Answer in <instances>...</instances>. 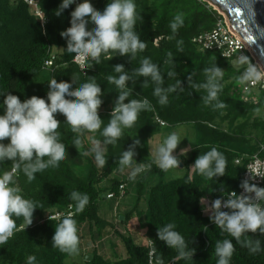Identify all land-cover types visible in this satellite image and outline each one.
Here are the masks:
<instances>
[{"label": "trees", "instance_id": "16d2710c", "mask_svg": "<svg viewBox=\"0 0 264 264\" xmlns=\"http://www.w3.org/2000/svg\"><path fill=\"white\" fill-rule=\"evenodd\" d=\"M36 1L42 18L34 15L22 0H0V91L16 95L21 101L33 95L44 98L48 91L47 83L53 78L58 82L69 81L75 88L94 77L104 93L103 103L98 109L103 123L100 130L85 133L82 145L75 148L72 141L76 134L70 125L64 123V117L57 115L56 118L61 121L57 129L60 142L68 146L66 159L60 162L59 167L36 173L31 182L22 171L14 175L15 183L12 186L18 187L24 198L33 200L38 209L34 211L30 226L25 224L22 217H13L17 227L8 242L0 244V264H26L29 255L37 257V264H64L70 259L73 253L62 252L51 243L55 226L65 217L63 215L58 220L44 217L53 211L70 209L73 212L80 238L77 253L83 245L84 227L90 240L94 241L104 239L108 230L114 232L113 221L99 216V203L106 199L108 193L117 194L118 186L122 183L125 184L126 195L125 180L118 178L117 172L121 168V153L133 144L134 139L140 140L134 149L135 162L145 167L132 180L133 204L122 213L123 220L119 219V215L115 220L119 224H126L135 217L137 225H141L140 220H143V235L136 230L141 242L136 243L131 234H120L118 238L124 249V257L114 253L112 259L105 258L92 247L80 260H72L70 264H147L149 240L156 249L155 258L162 257L163 262L176 258L175 264H216L215 244L224 238L233 239L234 243L230 264H264V250L250 253L234 238L221 234L204 211L205 202L210 203L230 191L239 190L247 157L257 153L260 144L264 145V118L257 116L255 111L257 107L264 108V91L238 85L237 77L242 69L232 66L235 57L224 58L218 51H202L192 41L195 36L212 30L217 21L222 20L217 11L203 0H136L137 12L141 15V19H137L136 31L147 44L146 49L134 58L131 54L120 56L110 50L100 56L99 63L88 60L82 73L73 62L75 54L64 50L66 42L59 35L70 26L69 13L75 6L71 5L57 17L54 13L60 0ZM106 3L107 0H96L93 6L102 11ZM177 13L183 14L185 22L175 39L169 40L167 37L171 35V30L168 25ZM41 19L45 21L44 24ZM177 41H182L180 46L183 51H177ZM169 51L173 52L171 65L164 63ZM109 56L112 58L109 59ZM143 57H150L160 66L164 87L176 81H180V84L174 93H169L168 103L160 105L158 98L152 95L155 85L151 82L147 87H144L143 77L128 82L132 90L128 99L147 98L152 109L141 111L133 127L124 128L115 144L103 145L106 164L101 168L95 163L93 155L85 153L92 149L91 140L104 139L101 132L110 119L120 91L108 82L107 76H118L114 71L118 64L124 65L131 74L140 66ZM47 61H51L52 65H45ZM212 64L224 71L219 94V99L227 104L223 110L214 111L205 106L201 97L206 92L191 87V83L204 81L203 69ZM170 70L176 73L174 77L167 75ZM2 99L0 97V101ZM156 117L166 126L156 123ZM179 125L193 131L194 146L186 155L175 154L180 159L182 174L167 179L170 169L161 170L153 163L146 137L161 128ZM211 147H217L227 159L225 175L214 179L190 168L197 156ZM260 156L264 157V150ZM236 159H240L238 164L235 163ZM10 165V161L0 164V170H10ZM72 191L89 195V203L82 212H76L69 199ZM170 222L176 224V230L185 238L189 248L195 249L192 260L177 259L176 250L169 249L157 238L158 228ZM248 235L264 241V235L259 233ZM86 255H91L89 261H85Z\"/></svg>", "mask_w": 264, "mask_h": 264}, {"label": "clouds", "instance_id": "9594fccd", "mask_svg": "<svg viewBox=\"0 0 264 264\" xmlns=\"http://www.w3.org/2000/svg\"><path fill=\"white\" fill-rule=\"evenodd\" d=\"M255 2L256 0H245V11L250 22H254ZM74 4L76 5L74 10L69 13L70 26L59 35L66 42L64 50L76 54L78 60L82 62L94 60L99 63L100 56L109 53L110 50L120 56L131 54L134 58L137 53L146 49L147 44L140 39L136 31L137 19H141V15L137 12L136 0H107L102 11L97 10L91 0H81V2L60 0L54 14L59 17ZM184 22L182 13L175 14L168 25L171 35L167 39H175ZM181 44L182 41H177V51H183ZM172 57L173 52L169 51L164 63L171 65ZM111 58L109 56V59ZM235 63L242 69L237 77L241 83H256L264 79V65L254 64L249 56L242 52L235 57ZM114 71L118 76L108 75L107 80L120 91L110 119L102 129L101 136L104 139L102 141L93 139V148L85 153V155H93L95 163L101 168L106 164L105 149L102 145L115 144L124 128L133 127L141 111L152 109L147 98L128 99L132 92L128 82L137 77L145 78L144 87L149 86L151 82L155 85L152 95L158 98L160 105L168 103L169 93H174L180 84V81H176L175 84L164 87L160 66L150 57H143L140 66L131 74L122 64L116 65ZM203 73L204 81L201 83H191L189 77L191 87L206 92V95L201 97L205 106L211 107L214 111L225 109L227 104L219 99L224 71L212 64L205 67ZM167 75L174 77L176 73L170 70ZM73 80L75 81L74 77ZM47 85L46 97L33 95L23 101L16 95L0 91V97H3L0 101V112H2L0 164L11 162L10 170H0V244L7 243L16 230V219L13 217H22L25 224L30 226L34 211L38 209L33 200L24 198L20 194V189L12 186L15 183L14 175L22 171L31 182L35 179L36 173L50 167H59L60 162L66 159L68 146L60 142L57 129L61 121L56 118L57 115L63 116L64 123L70 125L72 132L76 134L72 141V146L75 148L82 145V137L85 133L100 130L103 123L98 109L103 103L104 93L94 77H90L88 82L75 88L73 83L65 80L58 82L56 78L51 79ZM255 111L260 114L262 109L257 107ZM5 140L8 142L5 143ZM181 141L176 132L168 134L156 148L153 163L161 170L177 169L180 159L174 155V151ZM139 144L140 140L134 139L133 144L123 151L119 158L121 171L125 168L131 169L129 179H134L145 167L136 163L134 159L136 156L134 149ZM187 151H189L187 148L181 149V155ZM226 167L227 159L217 147H211L198 155L190 166L209 179L224 176ZM239 187L242 189L240 194L230 191L227 196L218 197L210 203L205 202L204 211L209 214L210 221L220 229L221 234L234 238L242 247L255 254L264 250V241L250 238L248 234L264 235V205L261 204V201H264V187H258L248 179L243 180ZM69 199L73 202L76 212H82L89 203V195L80 191H72ZM73 215L69 213L55 226L51 240L54 247L70 254L78 251L80 242L77 222ZM176 227V224L171 222L162 225L157 230V238L169 249L176 250L177 259L192 260L195 249L189 248ZM149 241L152 243L151 240ZM234 250L233 239L217 240L216 264H230ZM152 253H156L154 247ZM26 264H37V257L29 255ZM155 264H164L163 258H156Z\"/></svg>", "mask_w": 264, "mask_h": 264}, {"label": "built area", "instance_id": "2783aa9c", "mask_svg": "<svg viewBox=\"0 0 264 264\" xmlns=\"http://www.w3.org/2000/svg\"><path fill=\"white\" fill-rule=\"evenodd\" d=\"M24 1L32 10L33 14L42 18L41 11L38 7V3L36 0H22ZM77 2H81V0H77ZM74 6H76L74 4ZM42 20V19H41ZM44 20L42 23L44 24ZM192 41L197 44L202 51H218L222 57L224 58H233L236 57L239 52H246L249 50L247 44L234 32H232L229 28V24L223 23L222 20H218L215 27L205 33H201L195 36ZM252 54V53H251ZM251 61L255 64L258 63L255 58H251ZM73 62L77 65L79 70L84 73L86 70L87 61H80L76 58V54L73 58ZM47 66H51L52 62L47 61L45 63ZM246 89L259 88L264 91V79L256 83H246ZM156 123L160 126L165 127L166 123L162 121L160 118H155ZM264 150V145L260 144L258 147L257 153L247 157V162L245 163L244 172L242 176V181L248 179L250 183L256 184L258 187H264V157L260 156V153ZM240 159H236L235 163L238 164ZM260 176H257V175ZM254 176V177H253ZM241 181V182H242ZM237 194L242 192V189L239 188L238 191H235ZM229 193V192H228ZM225 194L224 196L228 195ZM125 196V184H120L118 186L117 194L108 193L106 195L107 199H116L117 201L123 199ZM263 201H261V204ZM69 213H73L70 209L68 211H53L47 213L44 217L46 219H55L58 220L63 215H68ZM148 245V253H147V264H155V254L152 253V243L150 241L147 242ZM176 258H172L164 264H175Z\"/></svg>", "mask_w": 264, "mask_h": 264}, {"label": "rangeland", "instance_id": "374dc122", "mask_svg": "<svg viewBox=\"0 0 264 264\" xmlns=\"http://www.w3.org/2000/svg\"><path fill=\"white\" fill-rule=\"evenodd\" d=\"M95 1L96 0H91V3L94 4ZM203 1H205L210 7H212L214 10L217 11V13L222 17L223 23L228 24L225 14L222 11H220V9H218L216 6H214L211 2L207 0H203ZM244 54L249 56L250 59L252 58V54L248 50L244 52ZM232 66L235 69L241 68L235 63V60L232 62ZM239 84L244 87L246 85V83H241L240 81L238 82V85ZM261 109L262 112L260 114L256 113V115L261 118H264V108ZM0 114H2V112H0ZM172 132H176L180 137V139L182 140L181 143L178 145L177 149L174 151V154L181 153V149H185V148L189 149V147L194 146V134L190 128H186V126L184 125L161 128L154 134H151L148 137H146L148 150H149V157L154 158V153L156 148L159 146L160 143L163 142V140L167 137V135ZM92 141L93 140H91L90 144L91 147L93 148ZM7 142L8 141L5 140V143ZM186 153L184 154L186 155ZM181 172L182 171L179 166L177 169H170L167 173V179L177 178L179 174H181ZM132 180H130L129 178L125 179V182L127 184V193H126L127 195H125L126 196L125 199L128 202H130L131 205L133 204V199L135 197ZM115 203L116 202L114 200L110 201L105 199L100 201L99 203V216L106 220H112L115 226V231L112 232L108 230L107 233H105L106 236H104V239H101V241L99 240L94 241L93 239L90 240V238L88 237L87 229L86 227H84V229L82 230L84 234L83 236L84 241L80 252L73 253L71 258L66 260L64 264H70L72 260H78V259L80 260V257H83L84 254L89 253L92 247L96 248L99 251V253L103 255L105 258L111 257L112 255L111 251L112 252L114 251V253L123 256L124 249L120 242V239L118 238L120 234H126V235L131 234L136 243L141 242V237L138 235L136 230L140 232V235H143L142 231L144 229L143 226L144 221L140 220L141 225H137V220H135V217L134 218L132 217L130 221L127 222L126 224H119L118 222H116L115 218H112V214L114 213V211H116V209L123 210L124 203L123 202L117 203L116 208L114 209L113 204Z\"/></svg>", "mask_w": 264, "mask_h": 264}, {"label": "water", "instance_id": "95a60500", "mask_svg": "<svg viewBox=\"0 0 264 264\" xmlns=\"http://www.w3.org/2000/svg\"><path fill=\"white\" fill-rule=\"evenodd\" d=\"M222 11L232 32L236 33L249 47L255 60L264 65V0L254 4L255 18L250 22L245 11V0H207ZM179 167H182L181 163ZM123 220V216H119ZM91 255H86L89 261Z\"/></svg>", "mask_w": 264, "mask_h": 264}, {"label": "crops", "instance_id": "0c3cea01", "mask_svg": "<svg viewBox=\"0 0 264 264\" xmlns=\"http://www.w3.org/2000/svg\"><path fill=\"white\" fill-rule=\"evenodd\" d=\"M192 147H189V151H190V149H191ZM189 151H187V153L189 152ZM175 155V154H174ZM181 168V167H180ZM130 172H131V169H124L123 171H121L120 169L118 170V172H117V177L118 178H121V179H123V180H125V179H127V178H129V174H130ZM181 174H182V172H181ZM180 175V174H179ZM130 180H132V179H130ZM126 183V182H125ZM126 186H127V184H126ZM127 195V194H126ZM126 196H124V198L123 199H121V200H119V201H116L115 199H105V200H114L116 203L115 204H113V208L115 209L116 208V204L117 203H120V202H123L124 203V206H123V210H119V209H116V211H114V213L112 214V218H115V217H117L118 215L119 216H122V213H125V211H127L128 209H129V207H131V203L130 202H128L126 199ZM141 205L143 204V203H140ZM135 220H136V218H135ZM110 222H111V220H109ZM111 253H112V255H111V259L113 258V256H114V251L112 252L111 251ZM125 255H124V253H123V257H124Z\"/></svg>", "mask_w": 264, "mask_h": 264}, {"label": "bare ground", "instance_id": "6f19581e", "mask_svg": "<svg viewBox=\"0 0 264 264\" xmlns=\"http://www.w3.org/2000/svg\"><path fill=\"white\" fill-rule=\"evenodd\" d=\"M218 8V7H217ZM247 47L249 48V50H250V47L247 45Z\"/></svg>", "mask_w": 264, "mask_h": 264}]
</instances>
